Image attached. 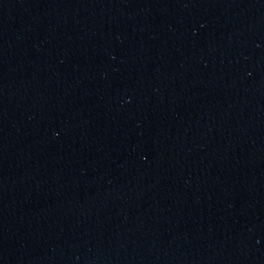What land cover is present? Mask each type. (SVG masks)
I'll use <instances>...</instances> for the list:
<instances>
[{"label":"water","instance_id":"water-1","mask_svg":"<svg viewBox=\"0 0 264 264\" xmlns=\"http://www.w3.org/2000/svg\"><path fill=\"white\" fill-rule=\"evenodd\" d=\"M0 264H264V0H0Z\"/></svg>","mask_w":264,"mask_h":264}]
</instances>
